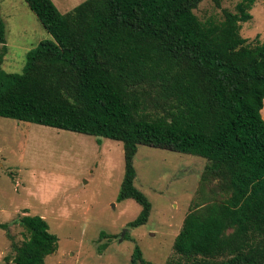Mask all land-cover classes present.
<instances>
[{"label":"trees","instance_id":"trees-1","mask_svg":"<svg viewBox=\"0 0 264 264\" xmlns=\"http://www.w3.org/2000/svg\"><path fill=\"white\" fill-rule=\"evenodd\" d=\"M23 1L53 40L7 73L0 16V117L121 142L117 201L141 208L131 229L151 210L134 186L138 145L207 160L167 264H264V41L240 35L262 0L233 11L209 0L221 20L194 13L204 0H85L66 13ZM13 223L23 239L6 261L44 264L57 250L42 217ZM130 264L151 263L135 245Z\"/></svg>","mask_w":264,"mask_h":264},{"label":"rangeland","instance_id":"rangeland-1","mask_svg":"<svg viewBox=\"0 0 264 264\" xmlns=\"http://www.w3.org/2000/svg\"><path fill=\"white\" fill-rule=\"evenodd\" d=\"M51 1L66 13L85 0ZM221 1L233 11L240 0ZM194 13L201 20L222 19L209 0ZM250 14L241 37L264 41V0ZM0 16L6 45L1 68L21 73L27 53L53 39L23 0H0ZM206 164L194 155L138 145L134 186L151 210L145 225L131 229L126 225L141 208L132 199L117 201L124 173L121 142L0 117V223L9 224L7 231L0 229V264H12L5 260L14 255L11 244L22 242L23 229L13 223L21 216L42 217L57 237V250L44 264H130L135 245L147 262L167 264Z\"/></svg>","mask_w":264,"mask_h":264},{"label":"water","instance_id":"water-1","mask_svg":"<svg viewBox=\"0 0 264 264\" xmlns=\"http://www.w3.org/2000/svg\"><path fill=\"white\" fill-rule=\"evenodd\" d=\"M124 235L122 234V236L121 237H123Z\"/></svg>","mask_w":264,"mask_h":264}]
</instances>
